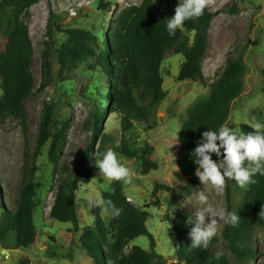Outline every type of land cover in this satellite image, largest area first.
I'll return each mask as SVG.
<instances>
[{"label": "trees", "instance_id": "trees-1", "mask_svg": "<svg viewBox=\"0 0 264 264\" xmlns=\"http://www.w3.org/2000/svg\"><path fill=\"white\" fill-rule=\"evenodd\" d=\"M36 2L37 0H0V117L17 118L23 129H26L27 117L24 101L50 83L54 32L62 30V26L57 23L59 15L50 9L45 27L46 39L40 53L42 80L35 88L30 70L33 48L23 16L28 14L31 5ZM173 2L174 0H142L137 6L121 9L114 18L113 28L109 29L110 32L106 30L108 34L104 39L105 46L99 47L98 52L84 40H80L84 35L83 31L77 28L65 30L68 38L55 50L60 65L58 74L61 75L64 68L71 69L94 56L95 65L106 75L107 90L100 96L107 103L89 113L86 118V128L91 131L89 142L80 150L76 167L68 171L57 185L49 211L51 218L72 222L77 228L76 191L80 183L91 180L96 159L108 149L118 151L127 158L137 159L142 174L157 169L156 161L149 158L152 150L150 145L134 148L124 136L120 144L115 145L113 137L103 132V124L110 113L118 116L123 131L132 128L134 121L148 122L156 118L165 97L160 67L166 56L173 53L184 56L177 80L198 79L203 85H207L201 63L214 14L206 7L202 16L185 21L174 36H169L166 21L174 14L176 7L172 6ZM108 4L100 0L98 6L105 11ZM184 31L192 32V37ZM245 70L242 51L238 55H228L216 78L209 83V95L194 103L188 110L179 133L177 154L178 168L185 177L182 182L174 185L158 183V186L169 193L171 205H177L197 184L198 177L194 174L196 165L190 153L207 127L217 130L228 119L231 103L242 90ZM53 108L52 103L44 104L35 139L34 157L50 137ZM154 125L152 123L147 126L151 128ZM68 127V121L64 120L51 136L48 158L54 171L59 165ZM212 158L218 159L215 154ZM253 181L246 188H240L234 181H226V211L236 212L240 216L238 225L233 227L224 223L222 228L221 237L227 243V251L215 248L216 237L207 249H190V226L185 223L190 211H179L173 222L178 245L172 264H250L251 259H257L253 232L257 226L264 231V218L259 216L261 207H264V175L257 174ZM35 189L34 181L23 180L17 199L13 201V209L3 208L1 211L2 248L18 249L27 247L34 241ZM101 194L102 199H111L122 211L114 218L110 228L97 216L94 227L86 226L82 230L79 236L80 247L94 259V264H108V261L113 264H166V258L154 250L147 251L139 245H132L125 250L129 241L139 235L148 236L150 246H155L154 237L145 225L148 212L127 198L119 181L111 182L109 189ZM217 252H222L223 255L217 257Z\"/></svg>", "mask_w": 264, "mask_h": 264}, {"label": "rangeland", "instance_id": "rangeland-1", "mask_svg": "<svg viewBox=\"0 0 264 264\" xmlns=\"http://www.w3.org/2000/svg\"><path fill=\"white\" fill-rule=\"evenodd\" d=\"M104 1L109 3L105 11L98 6L100 0H37L23 16L32 42L30 70L35 88L42 80L40 53L46 39L45 27L50 9L59 15L57 23L62 30L54 32L50 83L24 101L26 129L13 116L0 117V213L3 208L13 209V201L17 199L23 180L30 179L36 183L35 239L27 247L18 249L0 246V264H94V259L80 247L79 236L84 227L95 226L97 216L108 228L115 218L103 207L92 205L94 198L102 199L101 193L110 186L102 182L96 165L91 180L80 183L75 194L77 228L72 222H62L49 216L57 185L68 171L76 167L80 150L89 142L91 131L85 122L88 114L107 103L100 96L107 90L106 75L95 65L94 56L71 69L64 68L59 75L60 65L55 50L67 40L65 30L77 28L84 33L80 40L98 52L99 47L105 46L106 30L113 28L117 13L123 8L139 5L142 0ZM178 3L179 0H174L172 6L175 8ZM207 7L214 14L201 63L207 85L198 79L177 80L184 56L181 53L170 54L161 62L165 97L156 118L148 122L134 121L132 128L123 131L118 116L110 113L103 124V132L113 137L115 145H119L124 136L134 148L144 144L152 148L149 158L156 161L157 169L148 170L145 174L141 173L137 159L115 151L130 170L129 182L119 181L122 191L137 207L148 212L145 225L155 240L152 247L148 236L139 235L129 241L125 250L132 245H139L147 251L154 250L166 258V264H172L178 245L173 222L181 209L194 211L188 202H194L197 191H202L204 186L198 179L190 193L173 206L169 203V193L158 185H174L185 177L177 164L180 130L190 107L209 95V83L216 78L228 55H238L242 51L246 70L242 90L232 101L224 124L232 120L241 121V130L247 133L254 131L251 124H263L264 121V0H207ZM184 32L192 37V32ZM1 93L0 79V96ZM45 103L54 105L50 137L34 157L36 134ZM64 120L68 121L69 127L58 168L54 171L48 158L49 143L52 133ZM152 123H155L153 127L147 126ZM234 126L229 123V127ZM225 189L222 193H216L210 187L204 190L218 210L226 211ZM223 226L224 222L219 221L215 236V248L219 251H227V243L221 237ZM253 246L257 259H251L250 264H264V231L258 226L253 232ZM108 264L113 262L108 261Z\"/></svg>", "mask_w": 264, "mask_h": 264}, {"label": "clouds", "instance_id": "clouds-1", "mask_svg": "<svg viewBox=\"0 0 264 264\" xmlns=\"http://www.w3.org/2000/svg\"><path fill=\"white\" fill-rule=\"evenodd\" d=\"M206 7L207 0H179L174 14L166 21L168 35L174 36L185 21L202 16ZM240 122L232 120L229 123L234 127H229V123L222 124L217 130L207 127L190 153L196 165L195 175L204 186L202 191H197L195 201L188 202L194 208L187 214L185 222L190 226V249H207L217 234L219 221L233 227L240 221L236 212L218 210L204 190L210 187L216 193H222L226 181H234L240 188H246L254 182V176L264 175V124H251L254 131L245 133ZM213 154L217 160L212 158ZM95 165L99 169V177L106 184L113 181L128 183L130 180L129 168L111 149L102 153ZM92 205L103 207L113 217H118L122 211L111 199L96 197ZM259 216L264 218V207H261ZM221 255L222 252L216 253L217 257Z\"/></svg>", "mask_w": 264, "mask_h": 264}]
</instances>
